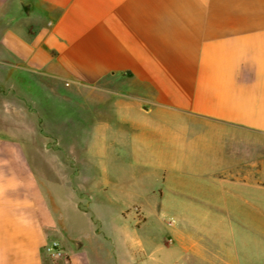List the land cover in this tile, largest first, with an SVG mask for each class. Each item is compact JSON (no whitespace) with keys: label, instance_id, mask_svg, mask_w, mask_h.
Here are the masks:
<instances>
[{"label":"crops","instance_id":"0c3cea01","mask_svg":"<svg viewBox=\"0 0 264 264\" xmlns=\"http://www.w3.org/2000/svg\"><path fill=\"white\" fill-rule=\"evenodd\" d=\"M62 85L73 89L58 97ZM0 89V264H54L51 240L63 264H139L144 246L128 234L115 245L102 227L116 180L65 177L70 218L54 212L40 169L66 164L8 143L28 118L127 151L136 183L161 201L224 199L264 217V0H0Z\"/></svg>","mask_w":264,"mask_h":264},{"label":"rangeland","instance_id":"374dc122","mask_svg":"<svg viewBox=\"0 0 264 264\" xmlns=\"http://www.w3.org/2000/svg\"><path fill=\"white\" fill-rule=\"evenodd\" d=\"M72 89L73 86L62 85L58 87L57 95L66 96ZM47 92L43 90V95L48 96ZM3 93L4 90L0 89V102ZM30 93L33 91L30 90ZM26 108L33 110L32 105H26ZM24 123L25 135L22 136L12 127L16 122H9L13 128H10L7 137L9 145H41L54 151L43 153L42 159L48 160L49 155L56 156L57 160L66 164L57 167L55 174L53 169L44 166L40 169L42 191L57 214L70 218L65 177L69 184H74L76 180L84 184L116 180L118 184L113 200L98 206L97 210L104 215L102 227L107 232L111 231L115 245L122 242L125 234H128L132 244L144 243L136 251L139 264H264V217L251 214L246 217L242 215L238 202L231 205L230 201L225 202L224 199L211 202L212 206L198 200L161 201L158 195L146 194L147 189L136 183L141 180V172L126 164L130 161L127 151L102 152L95 140L82 137L75 129L65 138L51 136L48 122L42 119L28 118ZM36 127L40 129V136L34 137L32 131ZM63 147H67L71 153L62 152ZM10 156L15 161L20 160L18 153H10ZM134 162L131 161L132 164ZM56 163L59 165L58 161ZM23 171L27 172L26 169ZM54 179L56 185H50L48 181ZM78 203L80 209L91 211L87 197L79 196ZM136 208L143 211L144 223L142 218L136 217L139 211ZM121 210L126 211L123 218L119 213ZM184 211L190 214L186 216ZM135 221L140 225H134ZM49 259L54 264H63L60 258ZM117 260L118 264H128L122 256Z\"/></svg>","mask_w":264,"mask_h":264},{"label":"built area","instance_id":"2783aa9c","mask_svg":"<svg viewBox=\"0 0 264 264\" xmlns=\"http://www.w3.org/2000/svg\"><path fill=\"white\" fill-rule=\"evenodd\" d=\"M44 252L49 258H52V259H58L62 257L63 255V251L59 243L56 240L49 241L44 246Z\"/></svg>","mask_w":264,"mask_h":264}]
</instances>
